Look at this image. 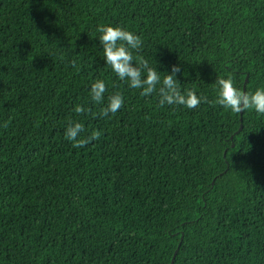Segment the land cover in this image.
Returning <instances> with one entry per match:
<instances>
[{
  "label": "trees",
  "instance_id": "1",
  "mask_svg": "<svg viewBox=\"0 0 264 264\" xmlns=\"http://www.w3.org/2000/svg\"><path fill=\"white\" fill-rule=\"evenodd\" d=\"M102 25L209 103L160 107V85L119 80ZM229 76L264 88V0H0V264H264V115L215 104ZM69 122L100 139L74 148Z\"/></svg>",
  "mask_w": 264,
  "mask_h": 264
},
{
  "label": "clouds",
  "instance_id": "2",
  "mask_svg": "<svg viewBox=\"0 0 264 264\" xmlns=\"http://www.w3.org/2000/svg\"><path fill=\"white\" fill-rule=\"evenodd\" d=\"M97 31L101 34L99 43L105 57V63L112 69L121 81H127L132 89H142L140 95L150 97L157 93L160 107L165 105L184 106L188 109L199 108L202 103H209L206 96H198L189 90L182 93L180 83L176 75L181 72L179 64L173 65L169 73L163 78L156 68L151 67L143 57H134L133 50L139 51L143 46L142 38L131 31L121 27L100 26ZM75 67V64H73ZM218 88L215 104L230 110L232 113H241L246 110H254L259 115H264V88H257L253 93L238 89L234 86L232 76L219 78L215 81ZM108 91L103 80H96L91 84L90 98L96 104L104 101ZM108 103L100 109L101 117L115 115L124 106V97L120 92L108 96ZM74 111L78 115H84L90 109L77 105ZM7 124H5V127ZM84 126L79 122H69L64 133L65 138L72 142L74 148H84L101 137V131L94 130L90 135L82 136Z\"/></svg>",
  "mask_w": 264,
  "mask_h": 264
},
{
  "label": "water",
  "instance_id": "3",
  "mask_svg": "<svg viewBox=\"0 0 264 264\" xmlns=\"http://www.w3.org/2000/svg\"><path fill=\"white\" fill-rule=\"evenodd\" d=\"M245 81H247V79H245ZM243 91H245V85L243 86ZM242 114V112L240 113V115ZM240 120H241V118H240ZM241 128H242V126L240 125V127H239V129H238V131L237 132H239L240 130H241ZM236 132V133H237ZM233 146V145H232ZM227 168H228V165H227ZM227 170V169H226ZM226 170H224V173L226 172ZM223 174V173H222ZM212 184H213V182H212ZM182 237H183V234L181 235V237H180V242H181V240H182ZM180 244V243H179ZM179 246V245H178ZM176 252H177V250L175 251V253H174V256H175V254H176ZM174 256H173V258H172V263H173V260H174ZM171 263V264H172Z\"/></svg>",
  "mask_w": 264,
  "mask_h": 264
}]
</instances>
